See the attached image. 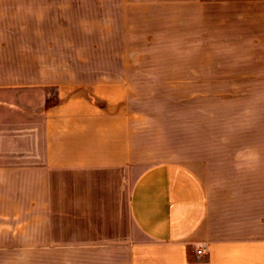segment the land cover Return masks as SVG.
<instances>
[{
  "label": "rangeland",
  "instance_id": "374dc122",
  "mask_svg": "<svg viewBox=\"0 0 264 264\" xmlns=\"http://www.w3.org/2000/svg\"><path fill=\"white\" fill-rule=\"evenodd\" d=\"M173 8L138 0H0V58L9 57L8 43L26 40L19 33L39 32L50 76L100 87L123 77V90L108 96L127 108L140 170L206 159L211 183L226 185L232 236L248 239L247 246L262 240L264 251V18L240 20L238 12V20L225 21L229 10H218L208 22L187 23L195 12L180 19ZM71 90L27 96L44 97L48 109ZM19 207L0 217V264L133 261L123 244L116 249L70 237L68 245L57 236L54 245H33L26 198Z\"/></svg>",
  "mask_w": 264,
  "mask_h": 264
},
{
  "label": "crops",
  "instance_id": "0c3cea01",
  "mask_svg": "<svg viewBox=\"0 0 264 264\" xmlns=\"http://www.w3.org/2000/svg\"><path fill=\"white\" fill-rule=\"evenodd\" d=\"M138 1L174 7L180 19L195 12L187 23L208 22L218 10H229L225 21L238 20V12L240 20L264 18V0ZM17 37L26 40L8 43L9 57L0 58V217L15 215L26 198L33 245H54L57 236L67 244L70 237L123 244L130 264H243V257L260 263L262 240L247 246L248 239L232 236L226 185L211 183L206 159L140 170L127 108L108 96L123 90V77L100 87L50 76L40 33ZM53 87L71 95L48 109L44 97L27 96Z\"/></svg>",
  "mask_w": 264,
  "mask_h": 264
},
{
  "label": "built area",
  "instance_id": "2783aa9c",
  "mask_svg": "<svg viewBox=\"0 0 264 264\" xmlns=\"http://www.w3.org/2000/svg\"><path fill=\"white\" fill-rule=\"evenodd\" d=\"M202 252H203V250L201 249L198 253L201 255Z\"/></svg>",
  "mask_w": 264,
  "mask_h": 264
}]
</instances>
